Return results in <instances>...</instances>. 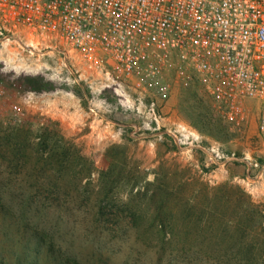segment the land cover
<instances>
[{
  "label": "rangeland",
  "instance_id": "obj_1",
  "mask_svg": "<svg viewBox=\"0 0 264 264\" xmlns=\"http://www.w3.org/2000/svg\"><path fill=\"white\" fill-rule=\"evenodd\" d=\"M81 75V63L57 51L0 43V80L24 91L42 80L52 86L43 91L79 103L57 141L37 143L26 124L0 123V264H184L139 239L129 222L133 212L153 211L137 193L156 173L189 190L230 182L264 204V173L216 156L260 145L253 111L239 134L204 91L175 89L155 119Z\"/></svg>",
  "mask_w": 264,
  "mask_h": 264
},
{
  "label": "built area",
  "instance_id": "obj_2",
  "mask_svg": "<svg viewBox=\"0 0 264 264\" xmlns=\"http://www.w3.org/2000/svg\"><path fill=\"white\" fill-rule=\"evenodd\" d=\"M10 41L72 57L92 87L155 119L175 89L204 91L239 134L253 111L260 145L216 156L264 173V0H0V43ZM78 109L72 95L0 80V123L26 124L37 142L57 141Z\"/></svg>",
  "mask_w": 264,
  "mask_h": 264
},
{
  "label": "trees",
  "instance_id": "obj_3",
  "mask_svg": "<svg viewBox=\"0 0 264 264\" xmlns=\"http://www.w3.org/2000/svg\"><path fill=\"white\" fill-rule=\"evenodd\" d=\"M38 81L29 83L33 90L52 89ZM190 184L173 186L159 173L146 182L137 194L145 196L153 211L128 216L138 238L184 264H264V204L230 182L202 183L192 190Z\"/></svg>",
  "mask_w": 264,
  "mask_h": 264
}]
</instances>
